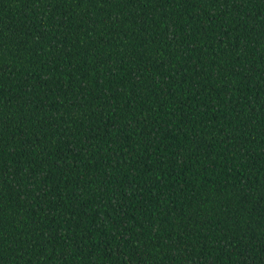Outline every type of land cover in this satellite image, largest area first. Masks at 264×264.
Masks as SVG:
<instances>
[{
  "label": "trees",
  "instance_id": "1",
  "mask_svg": "<svg viewBox=\"0 0 264 264\" xmlns=\"http://www.w3.org/2000/svg\"><path fill=\"white\" fill-rule=\"evenodd\" d=\"M0 264H264V0H0Z\"/></svg>",
  "mask_w": 264,
  "mask_h": 264
}]
</instances>
